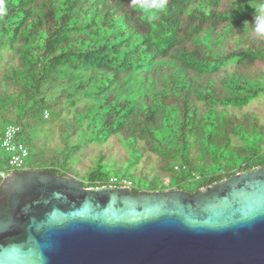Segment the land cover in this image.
<instances>
[{"label":"trees","instance_id":"obj_1","mask_svg":"<svg viewBox=\"0 0 264 264\" xmlns=\"http://www.w3.org/2000/svg\"><path fill=\"white\" fill-rule=\"evenodd\" d=\"M262 3L167 0L153 14L135 0H2L0 52L15 50L19 64L0 72L15 111L0 133L15 124L21 137L22 120L45 119L66 127L68 142L90 133L85 146L119 136L193 190L262 166L264 125L241 112L264 95V37L254 33ZM72 157L43 156L16 172L74 175ZM102 176L92 169L82 180L112 186Z\"/></svg>","mask_w":264,"mask_h":264},{"label":"water","instance_id":"obj_2","mask_svg":"<svg viewBox=\"0 0 264 264\" xmlns=\"http://www.w3.org/2000/svg\"><path fill=\"white\" fill-rule=\"evenodd\" d=\"M0 264H264V165L194 194L11 172L0 184Z\"/></svg>","mask_w":264,"mask_h":264},{"label":"rangeland","instance_id":"obj_3","mask_svg":"<svg viewBox=\"0 0 264 264\" xmlns=\"http://www.w3.org/2000/svg\"><path fill=\"white\" fill-rule=\"evenodd\" d=\"M13 51L15 50L4 48L0 52V72L4 71L9 65L18 68L19 61L13 55ZM8 92L9 90L4 84V80L0 78V125L3 123V119L14 121V118L11 117L14 116L13 113L15 111L11 108V97L8 96ZM79 105L82 107L81 103ZM241 111H252L259 119L260 124L264 125V95L252 101ZM16 113L20 116V109H17ZM68 116L71 117V115ZM20 124L24 127L25 132L20 139L27 144L30 152L29 158L26 159V164L43 156H57L61 159V154H73L70 168L74 170L72 172L74 175L69 176L80 181H83L82 178L88 179L89 172L95 169L100 175H103L102 177L105 180L111 176L125 178L130 180L135 188L145 191H163L176 185L173 177L158 171L156 167L157 158L154 155L143 153L140 156L141 154L133 153L128 150L126 144L123 143L119 136H112L104 142L89 141L85 146L83 144L85 139H92L89 135L90 133L86 131L80 132V129H78V133L68 142L65 139L66 137L64 135L61 136L62 134L60 133L66 127L61 128L58 122L51 124L45 119H36L35 122H30V124L22 120ZM28 125L31 128H28ZM76 143L79 144L77 147H75ZM63 145L73 147V150L67 151L65 149L62 152L63 148H60ZM103 150H107L108 154L105 157V161L101 163L99 152ZM179 187L182 191L193 192V186L189 185V183H184Z\"/></svg>","mask_w":264,"mask_h":264},{"label":"built area","instance_id":"obj_4","mask_svg":"<svg viewBox=\"0 0 264 264\" xmlns=\"http://www.w3.org/2000/svg\"><path fill=\"white\" fill-rule=\"evenodd\" d=\"M47 118V113H44ZM21 128L18 125H7L0 133V178L24 169L26 159L30 152L26 144L20 139ZM109 182L114 186H133L132 182L125 178L111 177Z\"/></svg>","mask_w":264,"mask_h":264},{"label":"clouds","instance_id":"obj_5","mask_svg":"<svg viewBox=\"0 0 264 264\" xmlns=\"http://www.w3.org/2000/svg\"><path fill=\"white\" fill-rule=\"evenodd\" d=\"M2 3V0H0ZM136 6L143 8L146 12L164 10L167 4V0H135ZM257 11L259 15L254 17V33L259 37H264V3H262Z\"/></svg>","mask_w":264,"mask_h":264},{"label":"flooded vegetation","instance_id":"obj_6","mask_svg":"<svg viewBox=\"0 0 264 264\" xmlns=\"http://www.w3.org/2000/svg\"><path fill=\"white\" fill-rule=\"evenodd\" d=\"M242 112V111H241ZM16 172V171H15ZM78 181H80V180H78ZM168 182V181H167ZM80 183L82 184V187L83 188H85V189H90L91 187H87L86 186V182L85 181H80ZM107 187H110V188H115V187H117V188H123V189H129L130 191H132V193L134 194V195H137V194H141V193H147V194H152V193H161V192H165V191H167L168 193H172V192H175V191H181V192H184V193H188V194H194L197 190H199V189H202V188H199V189H196V190H193V192H185V191H182L181 189H180V187L179 186H177L176 187V185H175V187H170L169 189H167V190H163V191H160V190H158V191H156V190H152V191H145V190H141V189H138V188H135L134 186H131V187H125V186H114V185H112V186H107ZM95 188V187H94ZM98 188H100V187H98ZM205 188V187H204Z\"/></svg>","mask_w":264,"mask_h":264}]
</instances>
